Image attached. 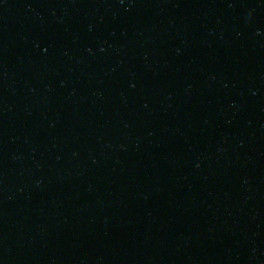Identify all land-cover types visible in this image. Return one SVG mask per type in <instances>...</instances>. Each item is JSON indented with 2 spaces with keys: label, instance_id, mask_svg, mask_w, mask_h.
Instances as JSON below:
<instances>
[{
  "label": "water",
  "instance_id": "obj_1",
  "mask_svg": "<svg viewBox=\"0 0 264 264\" xmlns=\"http://www.w3.org/2000/svg\"><path fill=\"white\" fill-rule=\"evenodd\" d=\"M0 264H264V0H0Z\"/></svg>",
  "mask_w": 264,
  "mask_h": 264
}]
</instances>
